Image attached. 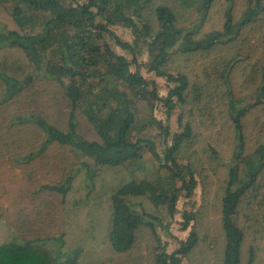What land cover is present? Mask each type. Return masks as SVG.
I'll list each match as a JSON object with an SVG mask.
<instances>
[{"label":"trees","instance_id":"obj_1","mask_svg":"<svg viewBox=\"0 0 264 264\" xmlns=\"http://www.w3.org/2000/svg\"><path fill=\"white\" fill-rule=\"evenodd\" d=\"M0 264H264V0H0Z\"/></svg>","mask_w":264,"mask_h":264},{"label":"rangeland","instance_id":"obj_2","mask_svg":"<svg viewBox=\"0 0 264 264\" xmlns=\"http://www.w3.org/2000/svg\"><path fill=\"white\" fill-rule=\"evenodd\" d=\"M119 30V29H118ZM117 30V33H119L120 35L122 34V32L119 30ZM130 34H128V36L125 37L126 40H131V37L129 36ZM123 36V35H122ZM146 57V56H145ZM145 57H142L141 58V61H145ZM142 74L144 77L148 78V79H153V74H148L146 71H142ZM157 83H158V86H159V92H160V95L162 97H165L168 93V90L169 88L167 87V83L164 79H159L157 78ZM162 110H161V106H159L157 108V111H156V114L158 115V117L160 119H164L163 118V114H162ZM163 147H160V151ZM199 192H197V194L195 195V197H193V199L191 200V203H198L199 204ZM188 201H190L189 199H185V198H180L179 202H178V213L175 217V221L174 223L172 224L171 228H170V232L169 233H173L174 235H176V237H178V239L180 240H184L186 239V237L188 236L189 234V231L187 232H182L180 229H181V223L183 221L182 219V213L185 209H190L191 206L188 205ZM197 201V202H196ZM167 233H164L162 232V237L164 239L165 242H168L169 243V246H168V251L169 252H172L174 251L178 245L177 243L169 236L166 235Z\"/></svg>","mask_w":264,"mask_h":264}]
</instances>
